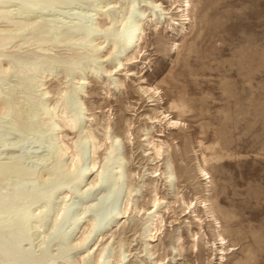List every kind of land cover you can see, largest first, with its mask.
Wrapping results in <instances>:
<instances>
[{
    "label": "rangeland",
    "instance_id": "rangeland-1",
    "mask_svg": "<svg viewBox=\"0 0 264 264\" xmlns=\"http://www.w3.org/2000/svg\"><path fill=\"white\" fill-rule=\"evenodd\" d=\"M182 1L55 0V10L37 14L31 7L36 0H0V11L13 21H47L59 30L57 40L74 38L41 45L29 28L0 49L9 56L0 58L1 68L9 70L0 76V106L10 100L11 107L0 126L24 123L39 131L18 146L0 144V162L23 158L16 175L34 171L37 185L42 176H50L40 186L45 189L59 178L58 163L67 172L71 156L39 142L63 140L75 151L88 128L102 140L109 125L107 132L121 139L112 160L124 158L126 172L117 213L128 186L137 191L132 206L142 208L124 218L100 213L84 246L79 243L91 214L79 222L64 218L56 231L66 234L40 248L42 234L34 241L36 255L46 247L54 264H95L97 249L106 246L114 250L101 264H117L120 244L125 256L120 264H264V0H192L186 21L177 13ZM132 3L143 13V40L124 49L121 21ZM3 29L5 35H15L13 23L1 19ZM35 55L43 56L26 66L15 62ZM62 90L65 105L74 107L70 116L78 119L74 129L55 128L53 120H59L41 108L53 107ZM173 103L185 110L172 109ZM171 117L181 124H168ZM152 141L163 144L159 159ZM104 148L91 153L87 164L98 158L100 166ZM41 156H47L43 163ZM96 175H87L78 190L75 182L62 187L60 192L73 194L71 212L97 198L98 191L90 198L81 194ZM156 193L163 199L158 232L152 202ZM47 226L39 233H49Z\"/></svg>",
    "mask_w": 264,
    "mask_h": 264
},
{
    "label": "bare ground",
    "instance_id": "bare-ground-1",
    "mask_svg": "<svg viewBox=\"0 0 264 264\" xmlns=\"http://www.w3.org/2000/svg\"><path fill=\"white\" fill-rule=\"evenodd\" d=\"M154 4L155 3H152V5ZM27 5H29V3ZM178 8L179 10L177 11V13L181 14L180 20H188L190 16V10L192 8V0L182 1V4L179 5ZM130 13L134 14L132 16L133 30L131 36L129 37L127 35L128 25L125 23V21L128 20ZM78 14H83V12H78ZM85 14H87V12ZM142 14L143 13L139 10H134L131 7L127 11L126 16L122 18L121 24L124 29V33H121L119 37L126 38L124 49L130 48L136 40H143V37L141 35L143 34L144 30L142 29L139 20ZM1 19L13 23L14 29L10 31H14L15 35L7 36L4 34L6 30H0V49L10 44L13 39L17 37V33L28 30L29 28L34 31V33L36 34V42L41 45L46 44L50 41L53 42L54 40H57V37L60 33L57 28L51 25L52 23H48L47 21L42 23L29 22L25 20L13 21L5 11H0V20ZM90 33V31L87 32V34ZM73 40V37L67 36L64 37V39L62 40H57L56 42L62 44L66 42L70 43ZM39 49L43 52L49 50L43 46H40ZM3 56L9 57L0 50V58ZM42 56L43 55H35L33 57H21L19 59H15V62L20 66H26L27 64L31 63L34 60H37ZM7 69L8 67L1 68L0 66V76L6 75L7 71H9ZM155 91L158 90L156 89ZM63 93H65V91H60L59 95L61 96V98L59 100L57 99L53 107L50 108L45 104L42 105L41 108L47 113H49L51 117L57 118L59 120H53L55 128L65 127V129H74L78 123V119L76 117L73 118L70 116L71 113H74V107L65 105L66 100L64 97H62ZM12 100L14 99L12 98ZM171 108L175 109L180 113L185 110L184 105L179 103L171 104ZM10 109V100L3 102L0 106V119L2 117H7ZM36 110L37 109L35 108L34 111ZM34 111H29L28 115L33 117ZM162 114L165 115V113ZM166 117L167 116L165 115L164 118ZM167 122L173 127L181 124V121L180 119H178V117H171L167 120ZM13 124L14 128L11 129L16 130V132L18 133L15 140L16 146L23 142V138L25 136L27 137L28 135L39 132L36 131L34 128L29 129V127H26L24 123H21L20 125H15V123ZM104 129L106 130V132H104L103 139L100 140L92 131V129L88 128L85 132V135L83 137L78 138V140L75 142V151H71V147L65 144L63 140L60 142H39V144L44 145L50 151H60V156H65L68 153L71 156V163L68 166L67 172H62L61 168L64 167V165H60V163H58V165L56 166V171L59 172V178L54 182L53 185L45 187V189L40 188V186H45L46 184H48L50 176H42V181L39 182L37 185L34 183V178L31 177L34 171L26 173L23 178L16 175V173L20 172L19 167L23 165V158H18L11 164L0 162V246H3L2 250H0V260H11L14 262V264H54L55 259L50 255L48 248L45 247L43 254L36 255V247L34 245V241L37 240V238L43 234L44 238L40 242L39 246L40 248H42L44 245H46L48 241H51V239L53 240L63 237L66 234V231L61 232L60 229L58 231L56 230L59 228V223H61L64 218L79 222L86 216V214H91V217L88 220V224L86 225V230L84 231L82 239H80L79 243L80 246H84L92 233V228H94L97 224V218L100 213H103L106 217H111L114 214H118L119 216H122L121 218H124V216L130 213V210H142V208L136 205L132 206L134 193L137 191L132 186H128L127 197L124 207L123 209H121L122 211H119L117 213L119 199L121 194L124 193L125 188L124 179L126 177V172L124 170L122 162L124 161V158H119L117 161L112 160V155L116 150V145L118 146V149L121 148V139L117 134L112 137L107 132L110 129L109 125L104 127ZM29 131L30 134L28 133ZM108 141H110L109 145L107 143ZM151 143L156 159H159L164 151L163 144H158L156 143V141H152ZM2 146L8 147L9 145L2 144ZM103 147H105V153L103 154V163L99 166L98 158H95V160L87 164L89 155L91 153L93 155H96L97 151H99ZM12 155H14L13 151L8 152V159L11 160ZM38 160H40V163H43L47 160V156H41ZM76 169H78L79 171L77 173H74V170ZM99 169L101 170L99 171ZM106 171L107 175L106 178L103 180V175ZM203 172L205 173V176L208 175L205 171ZM93 173H97L96 177L91 181L89 188L84 192H81V194L84 195L85 198H90L93 191H98L97 198L89 200L88 202H84L85 205H83V207L79 211L74 209L71 212L73 203H70V201L73 200V194L67 191L60 192V190L62 189V187L65 186H67L68 188L73 187L70 185L73 182H75V188L73 189L78 190L79 185L83 182L86 176ZM160 175L161 174H159L158 176ZM9 180L11 181V187H9ZM25 182H30V185ZM99 188L100 190H98ZM155 191L156 189L154 190V192ZM157 195L158 194L156 193L152 201L155 207V211L153 212V214L156 215V232L161 230V224L163 222L162 215L157 211L159 210L160 205L163 203V199L157 198ZM57 199H59L60 201L58 200L59 202L56 203ZM52 200H54L55 202H52ZM36 204L41 205V207L38 208L41 209V211L39 212V217L32 215L31 211L33 205ZM210 213L214 217L213 212ZM50 219L51 223L49 224L48 221ZM37 221H39V223H37ZM45 226L48 227L49 233H44L45 231H42L43 233H39L41 230H43L42 228H44ZM68 227L70 228V226ZM73 227H76V224H74ZM54 231H56L57 233L54 237H51V232ZM156 234L157 233H155V235ZM220 237L222 243L225 244V238H223L221 235ZM9 244L11 245V247H9ZM117 248L120 249L121 253L119 255V258L116 259L115 263L120 264L125 260V256L121 250L120 244ZM97 250L98 256L95 264H101L102 262H104V260H102L103 257H105L107 253L112 252L114 249L113 247L103 246L101 249ZM161 263L162 261H157L156 264Z\"/></svg>",
    "mask_w": 264,
    "mask_h": 264
},
{
    "label": "snow or ice",
    "instance_id": "snow-or-ice-1",
    "mask_svg": "<svg viewBox=\"0 0 264 264\" xmlns=\"http://www.w3.org/2000/svg\"><path fill=\"white\" fill-rule=\"evenodd\" d=\"M31 7L37 11V14H39L40 11L55 10V8L57 7V4L54 2V0H36V2L31 5ZM132 8L135 10L137 8V4L132 3ZM133 14L134 13H130L128 20L125 21V23L128 25L127 35L129 37L131 36L132 30H133V20H132ZM120 31L122 34L124 33L123 28H121ZM17 135L18 133L16 132V130L0 126V144L16 146L15 140H16ZM8 183H9V187H11L10 180L8 181ZM39 207H41V205L39 204L33 205L32 210H31L32 215L36 217L40 216V213L37 210ZM37 223H39V221H37ZM2 247L3 246H0V250H2ZM9 247H11L10 244H9ZM0 264H14V262L11 260H0Z\"/></svg>",
    "mask_w": 264,
    "mask_h": 264
}]
</instances>
